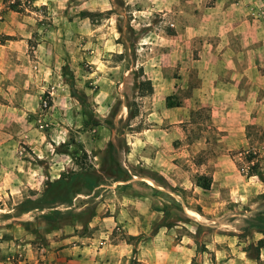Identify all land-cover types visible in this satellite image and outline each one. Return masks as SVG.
<instances>
[{
    "label": "rangeland",
    "instance_id": "rangeland-1",
    "mask_svg": "<svg viewBox=\"0 0 264 264\" xmlns=\"http://www.w3.org/2000/svg\"><path fill=\"white\" fill-rule=\"evenodd\" d=\"M13 1L0 0V16L15 37L31 35L30 47L43 44L45 58L54 51L71 97L57 101V121L80 126L79 134L49 133L53 147L78 162L91 148L88 166L93 148L111 139L128 176L99 175L86 185L75 211H56L58 236H72L79 257L85 244L107 246L109 264H264V247L258 260L246 251L264 235L244 228L264 210V0H18L14 10ZM105 17L113 18L119 55L101 51L104 37L90 33L106 28ZM79 43L98 50L77 59ZM167 80L174 88L164 95ZM51 91L40 93L43 111ZM15 139L22 153L0 151L7 170L33 158ZM249 166L262 177L249 175ZM18 174L0 175V264H41L29 256L45 250L50 226L26 208L42 202L45 182L16 202L9 192L22 185Z\"/></svg>",
    "mask_w": 264,
    "mask_h": 264
},
{
    "label": "crops",
    "instance_id": "crops-1",
    "mask_svg": "<svg viewBox=\"0 0 264 264\" xmlns=\"http://www.w3.org/2000/svg\"><path fill=\"white\" fill-rule=\"evenodd\" d=\"M46 2L47 0H33L34 5H41ZM108 9L110 7L106 8V10ZM103 22L106 23L103 24L106 28L101 29L100 32L92 29L90 33L96 37H100L101 33V37H104L101 51L103 49L106 53L111 51L118 55L121 54L122 46L115 42L117 38L113 35V18L105 17ZM6 36H9V38L1 39V37ZM84 36V32L78 34L77 39L81 41ZM30 38V34H21L15 37L14 31L8 27L0 16V151H8L10 156L13 155V152L22 153V150L18 148V141L15 139V137H18L23 139L22 143L27 145L24 151L27 150V153L33 157L32 159L17 160L13 165L9 164V170H7L6 164L2 165L0 162V175L4 174L8 178L10 177L9 174L13 175L16 173V175H19L18 173H20V181L27 183H22L20 187L19 185H17L18 187L14 186L9 192L16 202L24 200L23 191L25 188L30 186L39 190L45 181L56 180L69 171L76 172L80 169L74 161L70 150L58 152L55 150L53 147L55 143L50 135L51 133L61 132V130L77 134L81 133L78 129L80 126L76 120L68 118L65 126H61L58 122L61 119L58 115L60 110L55 109L58 108L56 106L57 101L71 98L68 90L61 87L63 82L62 75L59 72L61 68L54 60V51L48 50V55L45 58L43 44L37 42L36 48L30 47ZM51 41L55 43L56 37H53ZM29 48L35 54L32 58L28 55ZM73 50L71 54L74 53L77 59H82L83 55L86 54L85 52L96 53L98 45L86 48L85 43H79L77 48ZM103 62L105 61H91L95 69L107 68ZM120 64L117 63L114 67H119ZM238 77H243V74H239ZM87 78L91 79V76ZM170 81L167 80L162 84L164 95H167L174 88L173 82ZM240 83L241 79H237L234 84L238 88ZM246 84H248V81ZM49 85L50 89H52L49 93L52 104L48 110L43 111L39 108L40 93L44 86ZM153 87L155 92L159 91L158 84L154 83ZM58 88L64 92L58 94ZM200 93V90L192 89V95H200ZM64 141L62 140V144ZM106 143L102 141L100 146L93 148L94 155H92V158L94 161L92 165L95 169H98L102 163ZM84 149L87 153L92 152L91 148L87 146ZM85 186V184L81 185L77 193L74 194L69 192L48 198L46 201L40 202L38 208H35L40 215L39 220L42 221L41 223L49 225L50 229L44 230L45 250L37 255L35 254V256H29L30 259L38 258V260H41V264H76L78 261L82 262V264H86V262L87 264H109L107 246L99 248L94 244L95 242L85 244L80 250L82 257H79L77 255V243L73 241L72 236L65 238L58 236L60 231L57 225L58 222L55 220L56 211H62L61 209L75 211V203L78 199L76 196H83L80 191L84 190ZM138 193V195H143L147 198L150 196L148 192ZM86 253L90 257L84 261L85 257L83 256Z\"/></svg>",
    "mask_w": 264,
    "mask_h": 264
},
{
    "label": "trees",
    "instance_id": "trees-1",
    "mask_svg": "<svg viewBox=\"0 0 264 264\" xmlns=\"http://www.w3.org/2000/svg\"><path fill=\"white\" fill-rule=\"evenodd\" d=\"M4 2H7V0H3ZM19 3L18 0H14L13 2H8V7L10 9H15L18 7ZM23 9V8H21ZM9 36L1 37V39H8ZM148 81V80H147ZM148 83V82H146ZM112 115V113H111ZM74 158V157H73ZM82 158L85 160L87 158V153L83 151ZM83 159H81V162H78L76 160V157L74 158V161L79 166V170L76 172L69 171L68 173H65L64 175H61L58 179L53 181H45L43 186V192H42V199L40 201H46L48 198H51L53 196L66 194L69 192L77 193L79 187L81 185H90L95 183V179H98L97 177L106 176L109 178L114 179H124L127 176L126 172L122 168L119 157H118V148L113 143L111 139H109L106 143V148L104 150V156L102 160V164L99 169H95L92 164L86 166V164L83 162ZM254 166H249V175H258L259 177H262L261 173L256 172L253 170ZM100 175V176H99ZM102 179V178H101ZM203 187L209 186V181L204 180L202 182ZM24 203V202H22ZM20 203V205L22 204ZM39 205L33 206L31 208H26L27 210L38 208ZM24 210V211H27ZM51 217V216H46ZM245 227L247 229H253L258 233H261L264 235V210H258L251 214L250 217L246 218L244 220ZM249 247L254 249V251L249 250ZM247 251V257L251 259L258 260L259 259V250L264 247V239L261 238L256 242V245L250 246L249 245ZM190 264H204V263H198L195 261H192Z\"/></svg>",
    "mask_w": 264,
    "mask_h": 264
}]
</instances>
